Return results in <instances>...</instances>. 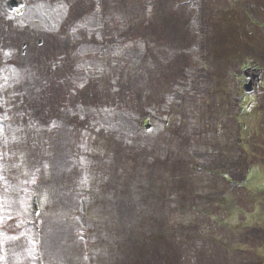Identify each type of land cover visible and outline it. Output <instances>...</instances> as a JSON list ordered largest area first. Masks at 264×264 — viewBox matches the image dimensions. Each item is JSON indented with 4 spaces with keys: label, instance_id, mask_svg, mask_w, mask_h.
<instances>
[{
    "label": "rangeland",
    "instance_id": "rangeland-1",
    "mask_svg": "<svg viewBox=\"0 0 264 264\" xmlns=\"http://www.w3.org/2000/svg\"><path fill=\"white\" fill-rule=\"evenodd\" d=\"M26 1L28 5L21 18L4 17V21L6 23L8 19L16 29L25 24L32 39L48 36L66 17V1ZM126 2L92 0L89 12L75 21V31L85 41L89 37L95 38L94 46H80L74 53L75 57L70 52L68 63L57 62L59 69L69 65L67 71L73 70V82L70 85H75V91L62 93L55 106L52 100L56 96L53 93L46 91L39 106L36 105L38 99L35 96L38 90L35 95L31 93L25 101L29 107L24 114V118L30 121L27 123L20 120V107L15 106L8 114L7 105L8 111L0 113V264H38L36 253L45 259L44 264H158L159 260L154 255L156 240L138 242L132 239L129 227L132 222H151L155 218L152 222H155L157 230L156 227L168 217L167 210L177 206L176 202L175 206L164 201L167 210L161 212L160 218L155 210L160 205L157 197L160 199L161 193L173 192L180 187V183L185 182L193 189L198 188L195 204L199 208L227 191L233 202L238 198L241 203L247 195L242 188L233 189L222 177L204 173L199 168L223 172L229 179L239 180L244 166L249 167L254 162L263 163L257 159L261 157L264 160V124L259 125L262 123L259 113H254L256 121L249 127L250 137L244 142L241 140L243 146L239 147L238 130L229 118L234 116L232 109L230 114L227 107L224 119L220 118L214 111L216 106L208 91L210 84L203 79V82L200 81V76L204 45L217 44L215 39L225 38L226 35L216 34L214 29L227 27L234 29L241 37L238 62L242 64L246 59L251 60L262 68L264 79V27L256 28L264 26V0H191L166 18L155 20L156 29L148 31L145 43L140 42L141 38L135 41L118 38L124 24L123 11H127L131 3L129 0ZM142 7L143 2L139 11ZM245 12L251 17H246ZM66 21H70V17ZM10 32L18 41V34L12 30ZM19 36L22 34L19 33ZM108 40H115L118 44L111 41L106 48L100 47ZM17 44L14 45L16 50ZM39 51L31 49L26 67L36 57H44L43 51L38 55ZM10 54H15L12 49L0 52V57L3 56L0 61L3 90L21 83L24 78L25 65H16L14 57L9 59ZM235 68L237 63L234 64ZM227 75H220L218 88H229ZM28 82L30 79L25 77L24 85ZM139 82L150 91L145 105L139 101V90L142 88ZM123 89H127V92L121 93ZM26 91L22 89V94ZM15 94L18 95L17 88ZM149 94L156 95V100L149 98ZM251 96L258 111L264 114V85L259 86ZM2 102L0 96V107ZM114 104H120L121 107H115ZM44 111L48 114L43 118V128L46 130H30L37 125L34 119H38ZM55 111L59 114L56 117L53 116ZM142 112L153 115L149 131L137 126ZM85 125L100 132L92 135L95 144L90 146L77 142L73 146L74 137ZM24 126L26 129L31 127L25 130ZM33 137L37 140L45 138L44 142L53 145L54 152L46 159V165L37 172L32 167L28 171L16 170L13 153L14 150H21L16 144L32 147L37 144L31 140ZM246 143L248 145H244ZM5 149H8L9 154ZM89 149H93V153H89ZM33 158L36 157L31 156L30 160L33 161ZM116 169L124 176L118 180L121 190H109L108 196L98 207L93 205L102 195L103 185L107 184L111 188L116 180ZM190 169L199 172L189 176L192 173ZM132 172L140 177L128 179L134 178ZM38 173H42L39 177L41 186ZM261 173L258 171L255 176L248 175L247 179L250 177L251 182L247 192H264V185L259 178ZM252 178L259 183L254 185ZM87 182L88 186L95 185L90 192L92 195L76 193L70 196L66 193L74 187H86ZM148 182L154 184L149 185ZM35 184L37 191L43 195L41 210L35 218L39 227L43 228V240L36 234L33 236L30 228L33 219L31 197L35 193ZM93 196L97 200H93ZM251 199L256 200V197L251 196ZM231 204L223 198L222 204L213 208ZM179 207L183 217L188 209ZM246 207L254 213L250 205ZM85 209L92 210L89 219L83 215ZM257 212L259 215L264 211L259 208ZM245 220L240 226L241 230H245L227 231L229 227L226 226L217 229L215 236L217 240H225V246L232 241H235L234 246L247 244V249L252 253L235 257L231 253L223 255L220 247L221 256L218 257L221 264L259 263L260 259L255 254L260 253L259 246L264 245V219L260 218L258 224L252 226L248 217L245 216ZM191 222V229L195 230L194 225L206 224L208 220L201 215ZM114 223H121L122 230L111 227ZM176 229L181 230L179 227ZM180 234L184 235L185 231ZM45 236L48 244L46 249ZM184 237H187V233L181 239ZM166 241L161 240L163 244ZM216 248L211 249L209 244L200 240L192 241L187 249V257L183 256L180 249H175V253L161 264H214L217 260L211 257H215V252L211 250L215 251ZM200 251L202 257L197 256Z\"/></svg>",
    "mask_w": 264,
    "mask_h": 264
},
{
    "label": "water",
    "instance_id": "water-1",
    "mask_svg": "<svg viewBox=\"0 0 264 264\" xmlns=\"http://www.w3.org/2000/svg\"><path fill=\"white\" fill-rule=\"evenodd\" d=\"M10 4H11V5L16 4V0H12V1L10 2ZM248 91H250V90H248Z\"/></svg>",
    "mask_w": 264,
    "mask_h": 264
},
{
    "label": "flooded vegetation",
    "instance_id": "flooded-vegetation-1",
    "mask_svg": "<svg viewBox=\"0 0 264 264\" xmlns=\"http://www.w3.org/2000/svg\"><path fill=\"white\" fill-rule=\"evenodd\" d=\"M25 45H26V44H23V47H24V48H25ZM22 53L24 54V53H25V50H23V52H22Z\"/></svg>",
    "mask_w": 264,
    "mask_h": 264
},
{
    "label": "snow or ice",
    "instance_id": "snow-or-ice-1",
    "mask_svg": "<svg viewBox=\"0 0 264 264\" xmlns=\"http://www.w3.org/2000/svg\"><path fill=\"white\" fill-rule=\"evenodd\" d=\"M73 31H75V29H73ZM33 182H35V181H33ZM34 243V242H33Z\"/></svg>",
    "mask_w": 264,
    "mask_h": 264
}]
</instances>
